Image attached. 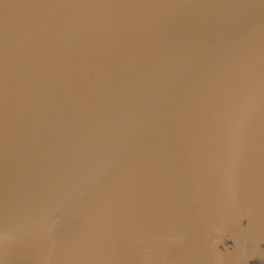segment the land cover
Wrapping results in <instances>:
<instances>
[{"label":"water","instance_id":"water-1","mask_svg":"<svg viewBox=\"0 0 264 264\" xmlns=\"http://www.w3.org/2000/svg\"><path fill=\"white\" fill-rule=\"evenodd\" d=\"M264 0H0V264H264Z\"/></svg>","mask_w":264,"mask_h":264},{"label":"snow or ice","instance_id":"snow-or-ice-1","mask_svg":"<svg viewBox=\"0 0 264 264\" xmlns=\"http://www.w3.org/2000/svg\"><path fill=\"white\" fill-rule=\"evenodd\" d=\"M259 255H260V258H261V259H264V250H261V252H260Z\"/></svg>","mask_w":264,"mask_h":264}]
</instances>
